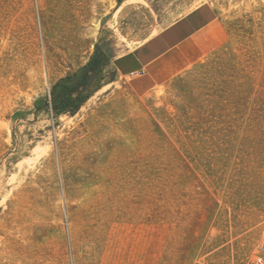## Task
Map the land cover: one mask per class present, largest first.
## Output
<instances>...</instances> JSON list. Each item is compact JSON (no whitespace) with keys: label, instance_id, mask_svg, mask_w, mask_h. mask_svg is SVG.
Returning a JSON list of instances; mask_svg holds the SVG:
<instances>
[{"label":"rangeland","instance_id":"rangeland-1","mask_svg":"<svg viewBox=\"0 0 264 264\" xmlns=\"http://www.w3.org/2000/svg\"><path fill=\"white\" fill-rule=\"evenodd\" d=\"M128 3L154 34L209 3L217 36L136 96L113 68ZM263 223L264 0H0V264H246Z\"/></svg>","mask_w":264,"mask_h":264},{"label":"crops","instance_id":"crops-1","mask_svg":"<svg viewBox=\"0 0 264 264\" xmlns=\"http://www.w3.org/2000/svg\"><path fill=\"white\" fill-rule=\"evenodd\" d=\"M142 8L131 3L117 8L116 29L135 45L113 58L115 72L139 97L199 62L217 36L218 21L214 6L203 3L154 34L157 20L141 13Z\"/></svg>","mask_w":264,"mask_h":264},{"label":"trees","instance_id":"trees-1","mask_svg":"<svg viewBox=\"0 0 264 264\" xmlns=\"http://www.w3.org/2000/svg\"><path fill=\"white\" fill-rule=\"evenodd\" d=\"M102 66L101 57L96 53L93 55L89 63L81 69L80 73L74 76H68L61 79L51 92V105L56 114H76L87 97L83 95L86 91L89 79L92 73L98 71ZM74 81L73 86L67 85ZM61 89L57 95L54 91Z\"/></svg>","mask_w":264,"mask_h":264},{"label":"built area","instance_id":"built-area-1","mask_svg":"<svg viewBox=\"0 0 264 264\" xmlns=\"http://www.w3.org/2000/svg\"><path fill=\"white\" fill-rule=\"evenodd\" d=\"M246 264H264V223L261 228V244L259 250Z\"/></svg>","mask_w":264,"mask_h":264},{"label":"bare ground","instance_id":"bare-ground-1","mask_svg":"<svg viewBox=\"0 0 264 264\" xmlns=\"http://www.w3.org/2000/svg\"><path fill=\"white\" fill-rule=\"evenodd\" d=\"M76 15H78L79 14V12L77 11V13H75Z\"/></svg>","mask_w":264,"mask_h":264}]
</instances>
